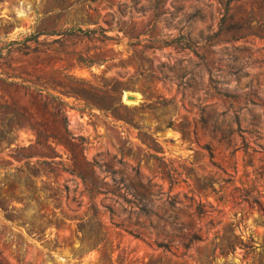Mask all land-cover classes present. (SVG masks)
Listing matches in <instances>:
<instances>
[{
	"label": "rangeland",
	"instance_id": "1",
	"mask_svg": "<svg viewBox=\"0 0 264 264\" xmlns=\"http://www.w3.org/2000/svg\"><path fill=\"white\" fill-rule=\"evenodd\" d=\"M0 264H264V0H0Z\"/></svg>",
	"mask_w": 264,
	"mask_h": 264
},
{
	"label": "trees",
	"instance_id": "2",
	"mask_svg": "<svg viewBox=\"0 0 264 264\" xmlns=\"http://www.w3.org/2000/svg\"><path fill=\"white\" fill-rule=\"evenodd\" d=\"M93 30H82L80 28H71L66 31V34L68 35H84L88 36L90 34H93ZM159 247H162V245H158Z\"/></svg>",
	"mask_w": 264,
	"mask_h": 264
},
{
	"label": "water",
	"instance_id": "3",
	"mask_svg": "<svg viewBox=\"0 0 264 264\" xmlns=\"http://www.w3.org/2000/svg\"><path fill=\"white\" fill-rule=\"evenodd\" d=\"M127 100H131L132 98L131 97H126Z\"/></svg>",
	"mask_w": 264,
	"mask_h": 264
}]
</instances>
